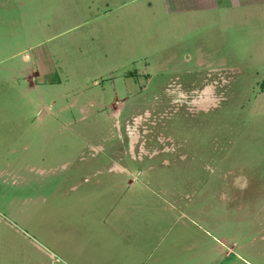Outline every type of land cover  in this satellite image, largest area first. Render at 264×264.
I'll use <instances>...</instances> for the list:
<instances>
[{"label":"rangeland","instance_id":"obj_1","mask_svg":"<svg viewBox=\"0 0 264 264\" xmlns=\"http://www.w3.org/2000/svg\"><path fill=\"white\" fill-rule=\"evenodd\" d=\"M263 35L264 0H0V264H264Z\"/></svg>","mask_w":264,"mask_h":264},{"label":"crops","instance_id":"obj_2","mask_svg":"<svg viewBox=\"0 0 264 264\" xmlns=\"http://www.w3.org/2000/svg\"><path fill=\"white\" fill-rule=\"evenodd\" d=\"M263 37H264V35H263ZM229 251H236V247H229ZM248 264H251V263H249V262H247Z\"/></svg>","mask_w":264,"mask_h":264}]
</instances>
